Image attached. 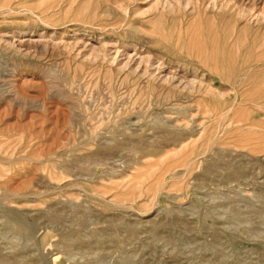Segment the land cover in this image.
<instances>
[{"label": "rangeland", "instance_id": "rangeland-1", "mask_svg": "<svg viewBox=\"0 0 264 264\" xmlns=\"http://www.w3.org/2000/svg\"><path fill=\"white\" fill-rule=\"evenodd\" d=\"M0 4V264H264V0Z\"/></svg>", "mask_w": 264, "mask_h": 264}, {"label": "bare ground", "instance_id": "bare-ground-1", "mask_svg": "<svg viewBox=\"0 0 264 264\" xmlns=\"http://www.w3.org/2000/svg\"><path fill=\"white\" fill-rule=\"evenodd\" d=\"M174 1H175V0H174ZM116 2H117V1H116ZM178 2H179V1H178ZM119 3H120V2H119ZM171 3H172V2H171ZM175 3H176V2H175ZM228 4H229V3H228ZM228 4H227V5H228ZM178 5H179V4H178ZM237 6H238V5H237ZM243 6H245V5H243ZM6 7H8L6 4H0V12L3 11V10H5ZM208 7H209V6H208ZM8 8H9V7H8ZM120 8H121V7H120ZM123 8H125V7H123ZM192 9H193V8H192ZM126 10H127V9H126ZM238 10H239V9H238ZM124 11H125V10H124ZM239 11H240V10H239ZM126 13H127V12H126ZM238 14H239V13H238ZM241 14H242V13H241ZM243 14H244V13H243ZM240 16H241V15H240ZM28 39H29V38H28ZM29 41H30V40H28L27 42H29ZM32 41H33V40H32ZM37 41H38V40H37ZM39 43H40V42H39ZM108 43H109V42H108ZM55 44H56V43H55ZM73 44H74V43H73ZM108 45H109V44H108ZM115 45H116V44H115ZM68 46H69V45H68ZM45 48H46V47H45ZM52 48H53V47H52ZM68 48H69V47H68ZM237 49H238V48H237ZM92 52H93V51H92ZM99 52H100V51H99ZM104 52H105V51H104ZM90 53H91V52H90ZM87 56H89V55H87ZM93 56H94V55H93ZM113 57H114V56H113ZM148 57H149V56H148ZM142 58H143V57H141V59H142ZM92 59H94V58H92ZM95 59H96V58H95ZM102 59H103V58H102ZM149 59H150V58H149ZM140 61H142V60H140ZM147 62H150V61L147 60ZM151 63H152V61H151ZM139 65H140V64H139ZM145 66H146V65H145ZM157 66H158V65H157ZM164 66H165V65H164ZM136 67H137V66H136ZM140 67H141V66H140ZM146 68H147V67H146ZM159 68H160V67H159ZM162 68H163V66H162ZM134 69H135V68H134ZM157 69H158V68H157ZM171 73H173V72H171ZM171 73H170V74H171ZM170 74H169V75H170ZM166 75H167V74H166ZM170 76H171V75H170ZM155 77H156V76H155ZM163 77H164V80H166L165 78H167V77H166V76H163ZM173 77H174V76H173ZM173 77H172V78H173ZM178 77H179V75H178ZM178 77H177V78H178ZM172 78H171V79H172ZM174 78H176V77H174ZM167 79H168V78H167ZM171 79H168L167 82H170ZM178 79H179V78H178ZM184 79H185V78H184ZM186 79H187V78H186ZM172 80H173V79H172ZM180 80H182V79H180ZM173 81H174V80H173ZM190 81H191V80H190ZM188 82H189V81H188ZM211 82H212V81H211ZM181 84H182V83H181ZM187 84H189V83H187ZM187 84H186V86H187ZM190 84H191V83H190ZM190 84H189L188 86H190ZM199 84H200V83H199ZM201 84H202V83H201ZM179 85H180V84H179ZM193 85H194V83L192 82V86H193ZM262 85H263V84H262ZM186 86H185V87H186ZM198 86H200V85H198ZM198 86H197V87H198ZM176 87H177V86H176ZM182 87H184V86H182ZM193 87H194V86H193ZM197 87H196V88H197ZM177 88H179V87H177ZM188 88H189V87H188ZM194 89H195V88H194ZM198 90H199V87H198ZM217 91H219V90H217ZM219 92H220V91H219ZM233 92H234V90H233ZM224 93H225V92H224ZM213 94H214V93H213ZM246 106H247V105H246ZM218 150H219V149H218ZM0 151H1V149H0ZM4 154H5V153H4Z\"/></svg>", "mask_w": 264, "mask_h": 264}]
</instances>
